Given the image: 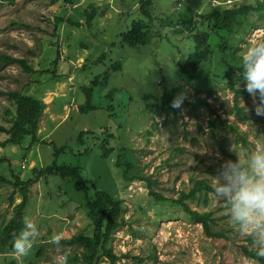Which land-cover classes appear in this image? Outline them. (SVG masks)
Masks as SVG:
<instances>
[{"label": "rangeland", "instance_id": "374dc122", "mask_svg": "<svg viewBox=\"0 0 264 264\" xmlns=\"http://www.w3.org/2000/svg\"><path fill=\"white\" fill-rule=\"evenodd\" d=\"M139 2L16 0L11 6L0 0V55L26 59L35 70L28 73L18 64L0 65V91L33 95L44 104L37 130L40 142L29 148L31 139L27 138L21 147H0V157L8 159L0 166V176L14 181L16 174L26 181L34 178V168L41 170L55 160L81 171L80 181L49 175L47 181L41 177L35 182L24 217L33 220L40 235L29 256L17 258L13 250L0 251V264H53L58 252L48 241L54 233H63V240L80 233L92 236L94 227L85 203L95 197L96 190L122 200L125 208L124 223L112 235L113 254L119 259L111 263L101 256L98 264H260L241 251L240 246L250 248L252 243L230 223L213 192L207 193L206 202L200 194L199 199L186 203L193 210L211 212L212 228L223 231L226 239L207 237L182 207L148 196L150 188L144 180L125 182V169L128 175L139 172L156 182L154 193L176 200L193 187L192 179L204 180L214 188L217 169L225 160L237 159L235 152L246 162L250 152L264 150V117L255 114L245 82L238 83L244 91L238 103L249 122L229 114L234 94L222 86L212 96L206 90L198 93L208 107L194 111L183 101L168 115L157 112L163 96L159 83L174 79L175 66L195 49L193 38L176 31L170 17L178 15L176 2H181L180 12L197 17V13L211 12V0H152L151 17L144 19L150 24L152 42L132 48L122 43L121 34L141 19ZM88 14H93L90 25ZM263 18L254 13L237 22L233 41L237 55L255 30L264 28ZM256 35L264 38V32ZM118 62L122 69L110 70ZM87 90L93 94L95 108L84 112L80 106L87 102ZM187 90L186 100L194 101V87ZM15 108L6 96H0V124L7 129L11 124L6 112L14 114ZM209 108L231 125L212 131L209 121L215 115ZM87 131L99 141H79V134ZM106 132L116 148L108 157L100 149ZM7 138L0 131V142ZM61 148L64 151L56 156V149ZM22 198L15 186L0 187V234ZM61 251L68 255L69 264L83 263V248L61 243ZM146 257L152 259L145 262Z\"/></svg>", "mask_w": 264, "mask_h": 264}, {"label": "trees", "instance_id": "16d2710c", "mask_svg": "<svg viewBox=\"0 0 264 264\" xmlns=\"http://www.w3.org/2000/svg\"><path fill=\"white\" fill-rule=\"evenodd\" d=\"M3 1L8 2L11 6L16 4V0ZM227 1H231V4H236L237 2H242V4L239 6L235 5V7L233 6L229 9H223V6L213 5L214 0H211V12L197 13V17L188 15L186 12H180L182 8L181 2H176L175 8L178 10V15L172 14L170 17L176 22V31L178 30L181 33H184V35L190 36V39L193 38L195 49L185 62L178 63L175 66L174 79L166 78L159 83L162 88L163 96L160 106L157 107L158 113L168 115L170 111H175V108L172 107V103L178 95L183 93L187 96L189 94L187 87H194L196 96L194 101L184 99L186 105H190L194 111L202 105L208 107L209 105L198 97L200 94L199 92L206 90L208 92L207 94L212 96L213 90L222 86L223 89H227L234 94L235 104L229 114L242 122H249L251 120L247 117L244 107H240L238 103L239 96L244 93V91L239 88L241 83H238L239 81H245L242 76L240 56L234 51L233 41L238 33L237 22L243 18H248L254 13H260L261 17L262 15L264 17V1H259L258 3L248 2L247 0ZM152 4V0H140V9L138 13L141 16V19L134 21L130 28L125 33L121 34L123 44L132 48H137L148 45L152 42V30L150 24L144 20L145 18L151 17ZM199 11L202 10L200 9ZM88 16L90 25L93 14H88ZM201 27L203 28L202 30H200ZM8 64H18L28 73L35 72L26 59H16L8 55H0V65L4 66ZM57 64L58 62L56 65ZM121 69L122 65L119 62L110 66V70L119 71ZM49 71L50 70H46V72ZM0 96H6V98L16 107L14 114L9 113L8 111L6 112L10 117L11 126L9 129L0 124V131L8 135V138L4 142H0V147H21L27 138L31 139L29 148L39 143L40 139L37 136V130L39 117L44 107L43 102L40 99L35 98L33 95H27L17 91H0ZM86 97L87 102L84 107L80 106V108H82L83 111L88 108L94 109L95 106L92 104L93 94L91 93V90H87ZM209 109L211 113L215 115V119H210L209 121V127L212 131L215 130L217 126L229 127V125H231L227 120H223L216 111L211 108ZM89 134V131L80 133L79 141L88 139L92 141V144L99 141V137L90 136ZM106 134V139L102 142L103 145L100 148L102 151L101 155L104 157H108V155L116 149L109 143V139L112 135L107 132ZM226 141L227 139L223 140V142ZM243 141L245 142L244 138ZM63 151L64 148L56 149L55 155L58 156ZM235 160L236 159H234V161ZM7 161V158L0 157V166L6 164ZM7 167L8 169H11L9 165H7ZM33 170L35 175L34 178L26 181L20 180L19 176L16 175L12 169V173L15 174L14 181L0 176V187L2 185H13L19 190L23 197L22 201L15 206L14 216L11 221L1 230L0 251L3 253L13 250L14 235L18 234L24 226V211L27 208V203L29 201V192L33 189L35 182L39 178L44 177L47 181V176L51 175L60 176L64 180H81L80 169L67 164L59 165L56 160L52 165L46 168L41 170L34 168ZM128 173L127 169H125L124 176L127 185L129 183L140 181L141 179L144 180L148 183L150 188L149 194H147L148 196L152 198L154 197L156 201L169 202L171 206L182 207L187 218L192 223L200 224L207 237L226 239V235L223 231H215L212 228L215 224V219L211 212L193 210L189 204L186 203V200L193 201L197 198L199 199L200 194L205 196L206 202L207 193L213 192L214 188L208 185L204 180L192 179L193 187H191L188 192H181L178 199L169 200L154 193L153 186L156 182H152L150 178L141 175V173L139 174V172L132 175H128ZM77 185L78 188L80 187L83 189L81 184ZM144 199L147 200V197L144 196ZM122 203V200H117L114 196L97 190L94 198H87L85 207L94 227L93 235L89 236L80 233L69 240H62L61 242L65 245L83 248V263L81 264H98L101 256L108 257L111 263H115L119 259V257H116L113 254L111 245L113 240L112 235L124 223L123 215L125 214V208ZM247 242L252 243L250 237H247ZM240 249L247 259L264 264V258L256 256V250L253 247V244H251L250 248L247 247V245L240 246ZM125 257H127V255ZM148 259L152 258L146 257L145 262H147ZM138 261L142 263L144 260L138 258ZM10 264H15V262L12 261Z\"/></svg>", "mask_w": 264, "mask_h": 264}, {"label": "clouds", "instance_id": "9594fccd", "mask_svg": "<svg viewBox=\"0 0 264 264\" xmlns=\"http://www.w3.org/2000/svg\"><path fill=\"white\" fill-rule=\"evenodd\" d=\"M223 2L215 1L213 5L229 9L227 6L232 2ZM258 32H264V28L255 30L242 45L239 56L245 91L252 97L255 114L264 117V38H258ZM184 99L185 94L178 95L172 107H180ZM232 150L234 151V147ZM235 153V161L225 160L217 169L213 194L222 202L224 215L229 217L230 223L241 235L251 238L256 256L264 258V150L258 148L250 152L246 162L241 161L237 152ZM23 225L13 240L12 254L17 258L29 256L40 235L30 217L23 218ZM63 239V233H54L48 241L56 246L58 252L53 264H69L68 255L61 251Z\"/></svg>", "mask_w": 264, "mask_h": 264}]
</instances>
